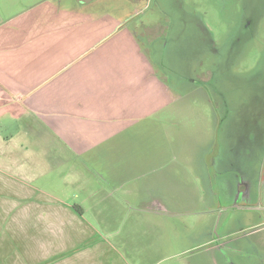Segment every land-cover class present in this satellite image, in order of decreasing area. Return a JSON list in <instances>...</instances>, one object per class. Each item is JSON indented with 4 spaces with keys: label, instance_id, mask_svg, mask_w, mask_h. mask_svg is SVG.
<instances>
[{
    "label": "crops",
    "instance_id": "0c3cea01",
    "mask_svg": "<svg viewBox=\"0 0 264 264\" xmlns=\"http://www.w3.org/2000/svg\"><path fill=\"white\" fill-rule=\"evenodd\" d=\"M141 1L0 0V264H149L169 247L175 215L141 202L177 169L110 163L112 140L176 100L123 8Z\"/></svg>",
    "mask_w": 264,
    "mask_h": 264
},
{
    "label": "rangeland",
    "instance_id": "374dc122",
    "mask_svg": "<svg viewBox=\"0 0 264 264\" xmlns=\"http://www.w3.org/2000/svg\"><path fill=\"white\" fill-rule=\"evenodd\" d=\"M123 8L131 24L143 25L146 56L176 98L110 144L113 167L177 169V186L157 185L161 197L141 200L175 215L169 247L147 262L264 264V214L244 213L264 212V0H142ZM100 161L86 162L99 168ZM189 167L192 177L181 169ZM237 182L245 195L232 197ZM203 232L209 243L194 247Z\"/></svg>",
    "mask_w": 264,
    "mask_h": 264
},
{
    "label": "flooded vegetation",
    "instance_id": "af4514ba",
    "mask_svg": "<svg viewBox=\"0 0 264 264\" xmlns=\"http://www.w3.org/2000/svg\"><path fill=\"white\" fill-rule=\"evenodd\" d=\"M158 66H159V68H160V65H158ZM241 184H243V183H242V182H237V183L235 184V187L232 188V193H233L232 197H236V195H238V194H242V196L245 195V194H243L244 192L240 190V186H241ZM263 187H264V185H263ZM259 198H261V197H257L256 200L259 201ZM247 209H251V208L248 207ZM253 212H254L255 214H257V215H263V214H264V212H262V211H248V212H244V213H253ZM207 237H208V235H207L206 233H204V235H203V239L205 240V243L202 244V245H200V246L203 247V245H206V244L209 243V242L207 241ZM200 246H197V247H200Z\"/></svg>",
    "mask_w": 264,
    "mask_h": 264
}]
</instances>
